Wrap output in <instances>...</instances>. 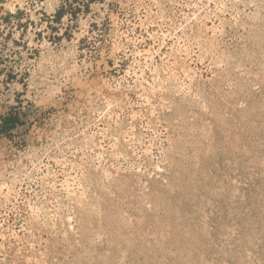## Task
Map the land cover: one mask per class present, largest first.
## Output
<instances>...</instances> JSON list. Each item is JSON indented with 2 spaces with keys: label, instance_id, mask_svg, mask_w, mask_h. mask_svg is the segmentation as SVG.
Wrapping results in <instances>:
<instances>
[{
  "label": "rangeland",
  "instance_id": "1",
  "mask_svg": "<svg viewBox=\"0 0 264 264\" xmlns=\"http://www.w3.org/2000/svg\"><path fill=\"white\" fill-rule=\"evenodd\" d=\"M12 107L0 264H264V0H2Z\"/></svg>",
  "mask_w": 264,
  "mask_h": 264
},
{
  "label": "trees",
  "instance_id": "2",
  "mask_svg": "<svg viewBox=\"0 0 264 264\" xmlns=\"http://www.w3.org/2000/svg\"><path fill=\"white\" fill-rule=\"evenodd\" d=\"M63 17V12H59L55 17V21L59 22ZM21 112L17 108L12 107L10 111L0 117V136L12 137V132L24 124L21 118Z\"/></svg>",
  "mask_w": 264,
  "mask_h": 264
},
{
  "label": "crops",
  "instance_id": "3",
  "mask_svg": "<svg viewBox=\"0 0 264 264\" xmlns=\"http://www.w3.org/2000/svg\"><path fill=\"white\" fill-rule=\"evenodd\" d=\"M2 0H0V2H1ZM59 5H60V3L58 4V2H55V6L53 7V9H54V11H53V16H52V19L54 20L55 19V17L57 16V14L59 13V12H61V10L59 9ZM47 13V12H46Z\"/></svg>",
  "mask_w": 264,
  "mask_h": 264
}]
</instances>
